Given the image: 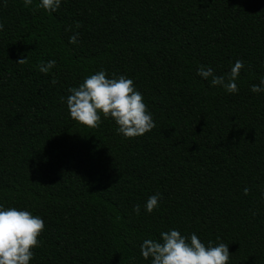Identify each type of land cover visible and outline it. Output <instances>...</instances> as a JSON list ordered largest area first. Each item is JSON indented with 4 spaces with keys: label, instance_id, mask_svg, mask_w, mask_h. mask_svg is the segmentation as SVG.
Here are the masks:
<instances>
[{
    "label": "trees",
    "instance_id": "16d2710c",
    "mask_svg": "<svg viewBox=\"0 0 264 264\" xmlns=\"http://www.w3.org/2000/svg\"><path fill=\"white\" fill-rule=\"evenodd\" d=\"M37 4L0 0V204L44 221L29 264H150L140 243L172 228L219 238L228 264H264V93L250 92L264 76V0ZM237 59L236 94L196 74ZM100 70L133 80L151 131L126 139L110 118L69 117L61 97Z\"/></svg>",
    "mask_w": 264,
    "mask_h": 264
},
{
    "label": "clouds",
    "instance_id": "9594fccd",
    "mask_svg": "<svg viewBox=\"0 0 264 264\" xmlns=\"http://www.w3.org/2000/svg\"><path fill=\"white\" fill-rule=\"evenodd\" d=\"M22 3L27 8L33 0H22ZM60 4L61 0H38L37 7L51 14L57 11ZM0 29H3L2 24ZM78 38L79 33L73 31L69 44L78 43ZM24 62L25 57L16 61L20 64ZM55 65L56 61L49 59L38 62L37 68L40 73L47 74ZM243 67L244 63L237 59L222 75H216L213 68L207 65H199L196 74L209 81L210 86L236 94V81ZM51 83L56 81L53 79ZM250 92L264 93V76L250 86ZM67 93L61 100L66 104L69 117L79 125L96 128L101 116L105 120L110 118L116 125L117 134L126 139L143 136L155 127L141 93L135 89L133 80L124 75L106 78L105 71L100 70L86 76L77 87H69ZM248 191L245 187L243 194L247 195ZM160 199L159 192L150 195L144 203V213L150 214L157 208ZM261 199L264 200V191L261 192ZM132 211L140 215L141 206L134 204ZM43 229L41 217L0 204V264H29L34 255L32 249L39 246L37 238ZM139 252L142 259L150 260V264H228L230 257L228 244L220 242L219 238L215 244L209 240L206 246L195 233L185 236L175 228L161 231L159 239H143Z\"/></svg>",
    "mask_w": 264,
    "mask_h": 264
}]
</instances>
